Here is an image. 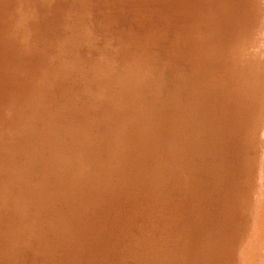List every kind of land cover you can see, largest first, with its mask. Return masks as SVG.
<instances>
[{"label": "bare ground", "instance_id": "obj_1", "mask_svg": "<svg viewBox=\"0 0 264 264\" xmlns=\"http://www.w3.org/2000/svg\"><path fill=\"white\" fill-rule=\"evenodd\" d=\"M36 2L0 0V264H264V0Z\"/></svg>", "mask_w": 264, "mask_h": 264}, {"label": "rangeland", "instance_id": "obj_2", "mask_svg": "<svg viewBox=\"0 0 264 264\" xmlns=\"http://www.w3.org/2000/svg\"><path fill=\"white\" fill-rule=\"evenodd\" d=\"M32 1H33V3L36 2V1L38 2V0H36V1H35V0H31V2H32ZM37 2H36V3H37ZM39 2H40V1H39ZM30 4H31V3H30ZM28 5H29V4H28ZM28 5L26 6L27 8L30 7V5H29V6H28ZM32 5H33V4H32ZM32 5H31V6H32ZM35 5H37V4L34 3V7H35ZM32 8H33V7L30 8V9H31V12L34 11V13H35V10H34L35 8H34L33 10H32ZM31 12L28 10V11H27V14H29V13H31ZM35 15H36V13H35ZM35 15H34V16H35ZM19 16H20V18H18ZM19 16H17L16 20L13 21V22H18L17 20L19 19L20 21H22V22H24V23H27V21H26V22L23 21V20H25L26 15H25V17H24V15H23L24 19H23L22 15H19ZM30 17H31V14L27 16L28 20L30 19ZM22 19H23V20H22ZM26 20H27V19H26ZM20 21H19V22H20ZM28 22H29V21H28ZM13 24H14V23H13ZM15 24H17V25H15ZM15 24H14V27L17 26V28H16L17 30H18L19 28H22V27H23L22 25H24V24L21 23V22H20V24H22L21 27H19L18 23H15ZM10 25H12V22H11V23L9 24V26H8L9 29H8V27H7L6 29L9 31V33H10V31L12 30V31H11L12 33H11V34H8V32H7L6 29H4V30H5L7 33L3 30L4 34L6 33V37H7V38L5 37V40H7L8 37L11 38V35L13 34V31H14V32L16 31L15 28L12 27L13 25H12L11 27H10ZM18 27H19V28H18ZM12 28H13L14 30H13ZM10 29H11V30H10ZM7 34H8V35H7ZM1 35L3 36V33H2V32L0 33V39H1V37H2ZM4 36H5V35H4ZM4 36H3V37H4ZM3 39H4V38H3ZM3 39H2L3 43H2V41H0L2 44H4V40H3ZM1 43H0V49H1ZM6 50H7V49H6ZM1 51H2V50H1ZM1 51H0V55L2 56L3 54H2ZM7 52H8V50H7ZM18 52H19V51H18ZM18 52L16 51V52H14V54L17 55ZM19 53H20V52H19ZM1 56H0L1 61H3L2 59H4V56H5V59H4V60H6V59L8 60V57H7L6 55H3V58H2ZM9 58H10V56H9ZM10 59H11V58H10ZM7 60H6V61H7ZM1 61H0V63H1ZM7 63H9V66L7 65ZM7 63H4V62H3V64H0V65H1V68H0L1 70H0V71H3L4 73L6 72V75H5V74H4V75L8 78V76H9L8 74H10V73L12 74V72H13V71H12L13 68H12L11 71H10V68L13 67V66L11 65L13 62L10 64V62H9V60H8ZM10 65H11V66H10ZM4 66H5V67H4ZM3 67H4V70H5V68L7 69V67H8V68L10 67V68H9V71H4V70H2ZM7 72H8V74H7ZM14 72H15V71H14ZM262 73H263V74H262V76H261V78H260V80H259V83H258V86L261 85V89H262L263 86H264V67H263V72H262ZM4 75L2 76V74H1V72H0V76L4 77ZM7 75H8V76H7ZM13 75H14V74H13ZM15 75H16V74H15ZM11 76H12V75H11ZM11 76H9V77H11ZM0 78H1V77H0ZM1 79H2V78H1ZM1 79H0V80H1ZM4 79H5V78H4ZM4 79H3V80H4ZM1 87H2V82H1ZM1 87H0V89H1V90H0V93H1V91L3 90V87H2V88H1ZM261 91H262V90H261ZM0 124H1L0 126H2V127L4 128L2 131H1V129H0V132H1L0 134H3V135H4V138H5V136H6L7 141H6V138H5V140H4V138H3V139H0V140H1V141L4 140V141L7 143V144H6V143H4V144H6V145H7V148H9V149L6 148L8 151H6L5 148H0V151H2V150L4 149V151H6V153H7V154H4V157L6 156V157L9 158V157H10V153H11L10 151H12V146L10 147V143H11V142H10V136H12V135L10 134V132H11L12 130H11V127H10V126L8 127L7 123H0ZM6 125H7V126H6ZM4 126H6V127H4ZM0 128H1V127H0ZM7 129H9V130H11V131L9 132V130L7 131ZM6 131L9 132V133L7 134ZM3 132H5L6 134L3 133ZM11 133H12V132H11ZM9 134H10V135H9ZM3 135H1L0 138H2ZM8 135H9V137H8ZM0 143L2 144L3 142H0ZM8 143H9V145H8ZM1 144H0V147H4V146H1ZM2 145H3V144H2ZM6 145H5V147H6ZM1 153H5V152H0V156H1ZM133 153H135L134 156L136 157V156H139L140 154L142 155L143 152H142V151H137V152H136V150H134ZM131 154H132V152H131ZM7 155H8V156H7ZM141 155H140V156H141ZM143 157H144V156H143ZM263 157H264V156H263ZM8 158H7V161H6V158L4 159L5 161L2 160L3 157H2V159L0 158V160H2V161H0V167H1V168H0V171H3V175H4V176L2 177V173L0 172V175H1L0 177L3 178V180L0 178L1 181H2L0 186L2 187V184H4V186L2 187L3 189H4L5 186L7 185V181H6V180H7V178H6V174H7V172H6V170H7V168H8L9 165H10L9 168H12L11 165L14 163L13 159H11V158L8 159ZM2 162H3V163H2ZM4 163H6V164H7V163H11V164H9V165L7 164V165L4 166ZM6 167H7V168H6ZM110 169H113V168L110 167ZM108 172H110V170H109ZM109 175H111V173H109ZM258 179H259L261 182H264V170L259 174ZM4 181H5L6 183H5ZM1 187H0V188H1ZM6 188H7V186H6ZM6 188H5V189H6ZM3 189L1 190L2 192L0 191V193H3V194H0V197H1V199L5 200V201L7 200L6 203H8V205H10V203L8 202V201H9V200H8V199H9V195H8V199L6 198L7 196H5V195H7V193H8V191H7L8 188H7L6 190H3ZM6 192H7V193H6ZM4 193H5V194H4ZM2 195L5 196L6 199H5ZM3 200H1V202H2ZM3 203H4V202H3ZM3 203H0L1 207H3V208L0 207V209H1L0 211H1L2 214H3V213H7L6 210H8V209L11 210V206L8 207V205L6 204V207H7V209H6V207H5V205H4L5 203H4V204H3ZM4 207H5V208H4ZM2 209L4 210V212L2 211ZM5 209H6V210H5ZM9 210H8V212H10ZM5 211H6V212H5ZM11 213H12V211L10 212V214H11ZM108 229H109V228H108ZM28 239H29V238L26 239V243H27ZM250 239H251V238H250ZM1 248H2V247H1ZM4 249H5V248L3 247L1 250L4 251ZM17 250H18V249L16 248L15 251H17ZM3 251H0V255L3 253ZM1 252H2V253H1ZM16 257L18 258V255H17ZM17 258H16V260H18ZM0 259H1V258H0Z\"/></svg>", "mask_w": 264, "mask_h": 264}]
</instances>
